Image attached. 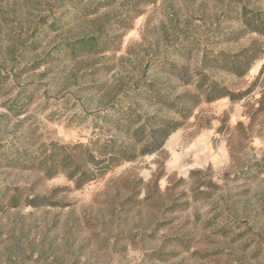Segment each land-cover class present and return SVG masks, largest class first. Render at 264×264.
<instances>
[{"label":"rangeland","instance_id":"rangeland-1","mask_svg":"<svg viewBox=\"0 0 264 264\" xmlns=\"http://www.w3.org/2000/svg\"><path fill=\"white\" fill-rule=\"evenodd\" d=\"M60 1L0 0V72L13 88L0 103L17 87L34 89L21 116L0 107V140L30 128L37 144H86L100 126L90 114L136 85L140 91L148 82L167 93L188 90L154 68L156 61L166 58L192 71L201 49L236 52L262 42L254 34L236 42L219 38L220 30L238 28L222 15L230 0H112L88 18L66 1L59 7ZM243 3L264 10V0ZM53 18L62 27L51 30ZM97 31L119 35L110 51L77 59L57 51ZM177 44L200 50L176 59L171 50ZM263 65L264 55L244 77L212 72L229 91L247 94L236 102L202 103L158 153L123 163L81 190L63 175L46 180L34 170L0 169V188L20 187L21 201L49 202L16 208L4 202L0 264H264ZM138 102L145 114L170 116Z\"/></svg>","mask_w":264,"mask_h":264},{"label":"trees","instance_id":"trees-1","mask_svg":"<svg viewBox=\"0 0 264 264\" xmlns=\"http://www.w3.org/2000/svg\"><path fill=\"white\" fill-rule=\"evenodd\" d=\"M67 2L82 18H88L107 8L112 0H61ZM231 4L233 6H231ZM237 5H240L237 9ZM77 14H73L75 18ZM222 15L238 22L237 29L220 30L217 34L224 42H236L245 35L254 34L261 41L253 40L236 52L211 51L201 49L199 64L194 70L178 65L166 58L156 61L154 68L174 77L188 90L167 93L154 82L142 83L144 89L134 90L104 109L90 114L100 121L97 132H92L86 144L62 145L56 142L36 143L33 131L27 128L12 140H0V169L14 168L24 171L34 170L46 180L63 175L74 190H81L102 179L123 163L133 162L138 157L158 153L168 137L177 131L202 103H212L222 98L236 102L247 91L234 93L214 79L211 73L225 72L236 77H244L255 62L264 55V10L248 7L243 0H230ZM60 18H53L48 24L51 30L62 27ZM126 25V24H125ZM215 37V36H214ZM119 35L109 36L104 31L75 38L58 45L57 51L77 59L87 55H98L111 50ZM200 50L197 44H177L171 52L176 59L189 60L193 50ZM147 65L146 69L150 68ZM264 70V65L261 69ZM7 74L0 72V101L9 95L13 88H6ZM30 84L17 87L13 97L5 99L0 107L14 117L21 116L32 104L34 89ZM5 89V90H4ZM4 90V91H3ZM164 109L170 116L157 113L145 114L139 102ZM157 178L153 184L156 186ZM0 211L5 202L6 208L19 205L38 207L48 205L45 197L25 198L21 201V188H3ZM4 199V200H3ZM174 206L172 202L170 208Z\"/></svg>","mask_w":264,"mask_h":264},{"label":"bare ground","instance_id":"bare-ground-1","mask_svg":"<svg viewBox=\"0 0 264 264\" xmlns=\"http://www.w3.org/2000/svg\"><path fill=\"white\" fill-rule=\"evenodd\" d=\"M175 142V141H174ZM177 143V142H176ZM171 144V143H170ZM173 144V143H172Z\"/></svg>","mask_w":264,"mask_h":264}]
</instances>
